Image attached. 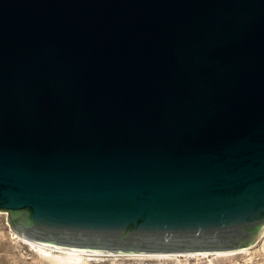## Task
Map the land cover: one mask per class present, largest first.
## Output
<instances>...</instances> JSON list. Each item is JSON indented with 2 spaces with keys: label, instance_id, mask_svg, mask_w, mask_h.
<instances>
[{
  "label": "water",
  "instance_id": "water-1",
  "mask_svg": "<svg viewBox=\"0 0 264 264\" xmlns=\"http://www.w3.org/2000/svg\"><path fill=\"white\" fill-rule=\"evenodd\" d=\"M0 212L73 253L250 247L264 0H0Z\"/></svg>",
  "mask_w": 264,
  "mask_h": 264
},
{
  "label": "rangeland",
  "instance_id": "rangeland-1",
  "mask_svg": "<svg viewBox=\"0 0 264 264\" xmlns=\"http://www.w3.org/2000/svg\"><path fill=\"white\" fill-rule=\"evenodd\" d=\"M7 212H0V264H52L10 228ZM59 254V251H54ZM66 264H264L263 235L248 248L229 253L180 255L82 256Z\"/></svg>",
  "mask_w": 264,
  "mask_h": 264
},
{
  "label": "bare ground",
  "instance_id": "bare-ground-1",
  "mask_svg": "<svg viewBox=\"0 0 264 264\" xmlns=\"http://www.w3.org/2000/svg\"><path fill=\"white\" fill-rule=\"evenodd\" d=\"M31 245L34 246V248L37 249L39 254L44 256L48 262H51L52 264H66L69 262L76 261L78 259H82V256L87 255L90 256H97L99 254H87V253H73V252H66V251H60L55 249L46 248L34 243H31ZM54 251H59V254H54Z\"/></svg>",
  "mask_w": 264,
  "mask_h": 264
}]
</instances>
